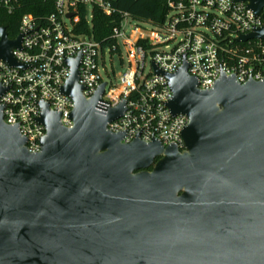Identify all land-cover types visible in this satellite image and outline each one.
I'll use <instances>...</instances> for the list:
<instances>
[{
  "label": "water",
  "instance_id": "1",
  "mask_svg": "<svg viewBox=\"0 0 264 264\" xmlns=\"http://www.w3.org/2000/svg\"><path fill=\"white\" fill-rule=\"evenodd\" d=\"M237 2L264 20V0ZM22 38L0 28V61L25 68L13 55ZM252 39L264 26L238 41ZM80 61L66 60L62 87L74 126L39 102L40 152L0 104V264H264V80L222 74L201 90L186 62L172 74L153 65L168 108L189 118L181 150L112 133L126 102L103 109L106 83L86 98Z\"/></svg>",
  "mask_w": 264,
  "mask_h": 264
},
{
  "label": "built area",
  "instance_id": "2",
  "mask_svg": "<svg viewBox=\"0 0 264 264\" xmlns=\"http://www.w3.org/2000/svg\"><path fill=\"white\" fill-rule=\"evenodd\" d=\"M44 1L46 8H52L48 14H25L20 21L21 48L14 49L13 55L25 68L0 61V85L8 89L0 97L4 121L18 125L31 153L41 151L46 135V128L38 122L42 112L39 102L49 103L52 111L60 113L64 127L74 126V101L62 93L72 74L67 59L81 56L79 84L86 98L106 83L100 101L103 109L126 102L123 115L108 124L112 133H125V143L136 138L146 143L158 140L164 146L176 144L181 150L185 149L182 132L189 118L173 115L168 108L173 92L167 78L156 74L153 65L172 74L186 62L201 90L213 88L222 74L235 75L241 83L264 80V39L238 41L264 26L263 18L245 2L168 0L169 12L161 25L121 12L118 25L100 41L92 32H76L74 19L84 7L92 27L94 8L107 16L117 12L112 0ZM19 2L0 0V7L11 13ZM109 40L116 45L106 44ZM107 53L128 55V67L118 81L107 70Z\"/></svg>",
  "mask_w": 264,
  "mask_h": 264
},
{
  "label": "trees",
  "instance_id": "3",
  "mask_svg": "<svg viewBox=\"0 0 264 264\" xmlns=\"http://www.w3.org/2000/svg\"><path fill=\"white\" fill-rule=\"evenodd\" d=\"M112 3L117 10L112 16H107L98 8L93 9L92 27L86 20V8L82 7L74 19L76 32H92L96 40L103 41L110 36L113 28L122 19L121 12H128L134 19L153 25H161L169 12L168 0H112ZM51 10L52 8L45 7L44 0H20L11 13L0 7V28L5 27L9 38L15 39L19 34L20 21L25 14L44 16ZM105 43L116 45L114 40Z\"/></svg>",
  "mask_w": 264,
  "mask_h": 264
},
{
  "label": "rangeland",
  "instance_id": "4",
  "mask_svg": "<svg viewBox=\"0 0 264 264\" xmlns=\"http://www.w3.org/2000/svg\"><path fill=\"white\" fill-rule=\"evenodd\" d=\"M89 8V12H90ZM106 67L109 73L114 77V75L118 77L121 75L124 70L128 67V55L126 53L120 54H114L110 55V53L106 54ZM149 65H147L146 72L148 70ZM106 79V76H104Z\"/></svg>",
  "mask_w": 264,
  "mask_h": 264
}]
</instances>
